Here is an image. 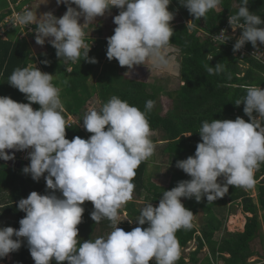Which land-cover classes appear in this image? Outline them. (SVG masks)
Here are the masks:
<instances>
[{"label":"clouds","instance_id":"clouds-1","mask_svg":"<svg viewBox=\"0 0 264 264\" xmlns=\"http://www.w3.org/2000/svg\"><path fill=\"white\" fill-rule=\"evenodd\" d=\"M170 3L171 0H56L57 5L65 4L67 8L60 17L52 11L37 15L36 10L25 7L9 22L14 27L35 25V42L44 45L48 38L56 56L65 63L81 57L96 63L95 57H89L91 46L84 40V28L116 7L119 13L113 17L114 34L107 37V58L116 59L129 70L144 64L150 70L165 72L172 69L168 45L175 13L169 11ZM220 3L221 0H179L194 18L186 27L194 28L192 21L205 17ZM248 5L249 0H240L238 10L228 17L233 32L241 30L233 45L234 53L246 42L254 49L264 45V19L250 11ZM219 33L216 38L222 44L230 39L225 38V29ZM205 69L208 75H218L224 72L225 65L217 62L214 67L205 65ZM7 81L25 94L28 103L0 95V159H14V152L7 150L31 149L27 152L30 163L22 171L34 181L43 177L46 191H31L18 201L17 208L26 214L19 220L18 229L0 226V258L19 250L26 241L35 264H51L53 259L58 264H149L153 258L156 264H176L180 248L175 233L193 226V212L181 198L194 197L200 202L206 197L210 203L222 198L229 186L250 188L254 172L264 163V87L249 85L246 95L234 102L237 106L243 102V112L249 120L240 116L235 120H204L195 153L176 161V167L191 179L180 180L163 191L157 206L146 203L135 217L137 226L125 231L117 226L123 221L119 210L132 199L135 170L156 148L147 119L156 102L147 100L142 111L113 95L99 108L91 107L84 113L83 127L90 137L69 140L65 108L60 89L52 83L53 74L30 63L15 68ZM33 103L39 108L34 110ZM218 177H223V182H218ZM86 201L93 204L90 216L95 223L105 218L110 221L112 230L106 237L79 239L77 225L82 222V205ZM146 223L147 227L142 228Z\"/></svg>","mask_w":264,"mask_h":264},{"label":"trees","instance_id":"trees-1","mask_svg":"<svg viewBox=\"0 0 264 264\" xmlns=\"http://www.w3.org/2000/svg\"><path fill=\"white\" fill-rule=\"evenodd\" d=\"M19 0H0V22L4 21L11 13L10 4H16ZM32 0H22L17 6L21 9L23 5ZM240 0H221L220 9L209 10L203 17L204 25L201 26V18L194 20V28L186 27L187 20L194 19L187 8L179 4V0H171L169 11H173L174 29L169 46L177 48L180 54V80L182 85L173 91H166L172 100L171 108L162 113V105L158 102L160 94L164 91L162 85L150 84L147 77V68L134 66L129 70L127 66L121 67L116 59L109 60L106 56L107 37L114 34V28L108 26L98 29V37L88 35L84 28L86 38L90 47L89 57H95L96 63H90L81 57L75 62H67L56 56L55 48L47 42L41 46V50L34 52L35 33H29L27 37H19L20 27H11L6 31V39L0 36V95L10 96L18 102L28 103L25 94L12 87L8 78L17 67H25L28 64L36 66L44 72L53 74L52 83L60 89V98L64 104V118L68 121L69 115L81 114L80 110L87 104L88 100L95 94L101 103L107 102L113 95L127 101L130 105L137 106L140 110L145 109L147 100H154L155 107L147 113L152 132L163 133L165 146L161 151L164 163L171 166L176 165L177 160L186 159L195 153L197 143L201 140L199 128L204 120L232 119L237 116L246 121L249 117L243 112V102L237 106L234 102L246 95L249 85L264 87V65L246 58L240 62L238 55L233 52V46L229 43L215 39V34L227 22L229 15L238 10ZM30 5V4H29ZM31 10L32 6L30 5ZM250 11L264 19V0H249ZM63 8V6H62ZM119 9L113 7L110 13L99 16V20L92 21L87 26L98 25L100 20L107 21V16L117 15ZM55 15L57 13H54ZM62 16V15H61ZM35 25H33V30ZM12 32V33H11ZM200 32H202L200 34ZM14 34V35H13ZM212 57V60L209 59ZM48 60V64L42 61ZM219 62L225 65L221 74L208 75L205 65L214 67ZM243 66H248L242 68ZM73 71L69 72L68 69ZM90 79L93 82H90ZM67 81V83H64ZM32 107L39 108L33 103ZM253 115H256L254 112ZM82 116V115H80ZM66 127V138L71 140L75 136L87 139L91 133L87 132L79 123H72ZM192 133L190 136H183ZM153 142H156L154 140ZM148 161H143L135 170L136 175L132 182L133 193L143 197L146 202L158 205L163 191L170 190L180 180L191 179L182 169L175 170L170 177L168 186H158L149 178H146ZM14 168V167H13ZM13 168L5 161L0 160V188H8L10 197L8 203L0 211V220H9L8 224L18 229L19 220L26 214L17 208L21 198H26L31 191L44 194L46 191L45 180L34 181L30 174L13 172ZM256 172L259 179L257 200L248 192L247 188L229 186L228 192L216 201L208 203L206 197L197 202L195 198H181L182 203L193 212L191 229L178 230L175 235L180 248L178 264H184L185 260L181 252L195 242V249L190 251L193 264H206L208 262L223 261L225 264H250L248 259L254 255L252 243L262 235L264 227V163H261ZM223 182V177H218ZM146 191V192H145ZM145 192V193H144ZM234 205H241L247 216L243 231H227L225 223L226 213L232 212ZM86 214L82 215V223L92 220L89 207H85ZM135 201L126 202L124 208L133 218L139 215L140 205ZM221 209V213L219 212ZM199 211H203L201 223H197ZM106 222V218L102 219ZM135 220V218H134ZM110 226V221L107 220ZM96 224L92 220L90 225ZM137 226V225H136ZM142 228L147 227V223ZM121 228L131 231L134 226L123 223ZM92 231V228L89 227ZM222 238H216V234ZM209 248L201 261L198 253L205 247ZM18 251L19 264H35L30 255L26 242ZM205 262V263H204ZM58 264V262H56ZM149 264H156L155 259Z\"/></svg>","mask_w":264,"mask_h":264},{"label":"rangeland","instance_id":"rangeland-1","mask_svg":"<svg viewBox=\"0 0 264 264\" xmlns=\"http://www.w3.org/2000/svg\"><path fill=\"white\" fill-rule=\"evenodd\" d=\"M42 2V0H32L29 2V4L32 6V10L33 11H37V15L42 14L43 12H47V11H52L53 13H57L56 16L60 17L61 15L64 14V12L67 10L66 5L65 4H60L57 5L56 4V0H48V3L46 4H40ZM40 4V5H39ZM63 6V8H62ZM38 7V8H37ZM73 7H75V5H73ZM37 8V9H36ZM216 9H220V7L218 6ZM113 17L114 15H109L107 16V21L103 22V20H100V24L98 25H90L86 27V31L88 33V35H92L94 37H98V29H103L102 27H104L105 25L108 26L109 28H113L116 27V25L113 23ZM100 18L97 17L96 20H99ZM96 20H94V22H96ZM189 20L185 21L186 23ZM171 22H174L173 20ZM170 22V24H171ZM80 23H83V17L80 18ZM12 33V32H11ZM202 32H200L201 34ZM14 35V34H13ZM3 37H7L6 34L4 33ZM20 37V36H19ZM4 38V39H5ZM21 38V37H20ZM41 46L43 45H38L34 46V52H38L39 50H41ZM168 55L171 58V62H172V69L171 71H165V72H159L155 69L150 70L146 65L141 64V65H137L138 67L142 66L147 68V77L148 80L150 82V84H154L156 86L158 85H162L164 87V91L160 94V97L158 98V102L162 105V113L165 114L172 106V100H170L169 95L166 93V91L170 92L173 91L177 88L180 87V85H182V82L180 80L179 74H180V54H179V50L177 48H174L172 46L168 47ZM248 67L243 66L242 68H246ZM90 82H93L92 79H90ZM102 105L101 100L99 99L98 95L95 94L93 97H91L87 104L80 110L81 114L75 115L76 117H74L72 115V119L75 120L76 123H80V120L82 119L81 117L84 115V113L91 107H96L99 108ZM82 115V116H80ZM152 141L156 140V142H154V144L156 145L155 148V152L154 154L147 159V171H146V178L150 179L153 183H155L158 186H168L169 185V181H170V177L171 174L177 170L179 171L180 169L176 167V165H167L164 163V160L162 159V155H161V151L163 149V147L165 146V141L163 140V133L161 131H156V132H152V136H151ZM7 162L9 164L12 163V160H7ZM254 183L253 186L248 189V192L251 194V196L257 200V187H258V183H259V179H256V172H254V177H253ZM219 182V180H218ZM146 192V191H145ZM144 192V193H145ZM3 197H1V193H0V208L1 207V203L3 202ZM132 199H137L139 200L136 204L137 207H139L138 205H140V209L146 204L148 203V201L146 202V200L143 197V193L141 196L137 195V194H133L132 193ZM131 199V200H132ZM154 205V204H153ZM125 204L121 207L124 208ZM154 206H157L154 205ZM221 209H219L218 213H221L220 211ZM203 211H199L198 217H197V223H201L202 222V218H203ZM119 215H120V219L123 220L121 221L117 226L121 228L123 223L129 222V220L132 219V225L134 227H136L137 223L136 220H134L135 217H131L128 212H124V211H119ZM227 217L226 223H225V229L227 231H243L244 230V225L246 222V218L247 216H251V214H246L243 209L242 206L240 205H234V209L232 210V212H228L225 215ZM4 223V220H0V226ZM112 230V229H111ZM110 230V231H111ZM109 231V230H108ZM107 231V229H104V227H100L98 225V227L96 228V233L90 234V235H78L79 239L81 241H83L82 239L84 238V240H88V239H95L97 237L100 236H107V234L109 233ZM262 235L260 237H258L253 243H252V248L254 251V255L251 256L248 261L252 262V263H257L260 262L261 264H264V227L261 230ZM220 234L223 233H219L216 234V238H222ZM189 248V249H188ZM188 248H185V250H183V252H181V256L184 258L185 263L184 264H193L191 261V255L189 254L190 249H195V243L192 242L190 244V246ZM209 253V248L206 246L203 250H201L198 253V257L201 259V261L203 260L204 256L206 254ZM8 258H10V260L12 259L11 262H9V260L7 259L6 262H2L0 261V264H19V256H18V252H12L10 253L8 256ZM205 263V262H204ZM219 259L216 262H208L206 261V264H219ZM51 264H56V261L53 259L51 261ZM59 264H68L67 261L64 262H59ZM178 264V263H176ZM198 264H200V262H198Z\"/></svg>","mask_w":264,"mask_h":264},{"label":"built area","instance_id":"built-area-1","mask_svg":"<svg viewBox=\"0 0 264 264\" xmlns=\"http://www.w3.org/2000/svg\"><path fill=\"white\" fill-rule=\"evenodd\" d=\"M21 1L22 0H19L15 5L10 4V8L12 10V13L7 18H5L4 21L0 22V36L2 38H5V37H3V35H4V33L6 34L7 29L14 27L13 24L11 22H9V20L13 17V15L17 12H20L25 7H28L31 9L29 4L23 5L21 7V9H18L17 6L21 3ZM16 27L21 28L22 32L19 35L20 37H27V36H29V33L33 32L32 31L33 25H28L27 27H23V26H16ZM221 29L226 30L227 33L224 34L225 38L227 36L230 37V39L227 41V43H229L233 46L236 38L240 35L241 30L237 29L235 32H233V30L231 29V27L228 24V20L220 28L219 32L221 31ZM219 32L215 34V39H217L216 37H218L220 35ZM85 38H86V34L84 36V39ZM218 40H220V39H218ZM86 43L88 44V42H86ZM236 54L238 55L240 62H244L245 61L244 59L249 58V59H253V60L259 62L260 64L264 65V45H260L256 49H254L250 42H246L245 45L243 46V48L240 49L239 51H237ZM67 123H68V125L75 123V120L72 119L71 115L68 116ZM30 150L31 149L23 150V151H16V150H7V151H9L10 153L14 152V159H12L13 162H21V163L29 164L30 160L27 158V152Z\"/></svg>","mask_w":264,"mask_h":264},{"label":"crops","instance_id":"crops-1","mask_svg":"<svg viewBox=\"0 0 264 264\" xmlns=\"http://www.w3.org/2000/svg\"><path fill=\"white\" fill-rule=\"evenodd\" d=\"M72 116V115H71ZM74 117H76L75 115H73ZM83 117V116H82ZM81 117V118H82ZM80 125H82L83 126V121H82V119L80 120V123H79ZM1 161H5V160H3V159H0ZM7 164H9L7 161H5ZM14 162L12 161V163L11 164H9L12 168H13V172H15L16 171V173H18L19 175H21V174H24L23 173V171H22V169H23V166H21V167H16L14 164H13ZM46 175V174H45ZM31 176V175H30ZM32 178V177H31ZM41 180L43 181L44 180V178L43 177H41ZM0 193H1V197H3L4 199H3V202L1 203V207L2 208H0V211L5 207V205L8 203V201H9V197H10V191H9V189L7 188H0ZM133 193V192H132ZM134 195H135V193H133ZM130 201H135L136 203L139 201V200H137V199H132V200H130ZM85 207H89L90 209H89V211L90 212H92L93 211V204H92V202L91 201H86L85 202ZM86 210V209H85ZM119 211H124L125 213H126V210H125V208H121ZM86 211H84V213H83V215L84 214H86L85 213ZM8 222H9V220H5L4 221V223L1 225V226H11V225H9L8 224ZM92 222V220H90V221H87V223H89V227L90 228H92V231L89 229V227L88 226H86V223H80L79 225H77V227H78V229H79V233H78V235H82V234H85V235H90V234H93V233H96L95 231H96V228L98 227V225L102 228V227H104V229H107V231L108 232H110V230L111 229H109V227H106V225H108V223H107V220H106V222L104 221V220H101L99 223H96V224H94L93 225V227L90 225V223ZM82 240H84V238L82 239ZM26 242V241H25ZM24 242V243H25ZM23 243V244H24ZM22 244V245H23ZM18 252V251H17ZM8 260H9V262H11L12 261V259L10 260V258H8ZM220 263L219 264H225L223 261H219ZM250 264H261L260 262H257V263H252V262H250Z\"/></svg>","mask_w":264,"mask_h":264},{"label":"water","instance_id":"water-1","mask_svg":"<svg viewBox=\"0 0 264 264\" xmlns=\"http://www.w3.org/2000/svg\"><path fill=\"white\" fill-rule=\"evenodd\" d=\"M200 25L201 26H203L204 25V23H203V17H201V23H200ZM23 165V167L24 166H26L27 164L26 163H21V162H15V166L16 167H21ZM7 259H8V257L6 256V257H4V258H0V261H2V262H6L7 261Z\"/></svg>","mask_w":264,"mask_h":264}]
</instances>
